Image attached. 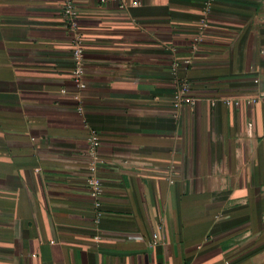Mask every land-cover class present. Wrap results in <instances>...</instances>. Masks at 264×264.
<instances>
[{
  "label": "crops",
  "instance_id": "1",
  "mask_svg": "<svg viewBox=\"0 0 264 264\" xmlns=\"http://www.w3.org/2000/svg\"><path fill=\"white\" fill-rule=\"evenodd\" d=\"M205 2L74 0L80 86L62 0H0V264H264V0Z\"/></svg>",
  "mask_w": 264,
  "mask_h": 264
},
{
  "label": "built area",
  "instance_id": "2",
  "mask_svg": "<svg viewBox=\"0 0 264 264\" xmlns=\"http://www.w3.org/2000/svg\"><path fill=\"white\" fill-rule=\"evenodd\" d=\"M213 2V0H206L205 2V12L209 9L210 4ZM62 10L63 14L67 19V24L69 29L73 32L74 35V50H73V58L75 61V80L78 85L83 86V82L81 81V76L83 73V47H82V36L79 32L78 28V11L76 9V6L74 4V0H62ZM201 27L205 25V19L204 17L201 19ZM185 87L178 90L175 93V99L177 103H180L184 100L190 101L188 98H184ZM248 102L254 101V99H248ZM89 153L91 154L93 160L89 166V169L91 171L90 176L87 178V185L90 190V195L92 198H94V202L96 205L99 204L98 202V196L101 194L102 186L99 178L96 176V169L97 164L96 161H98V156L96 153V147L98 145V136L96 134H92L89 138ZM156 241H154L155 243Z\"/></svg>",
  "mask_w": 264,
  "mask_h": 264
}]
</instances>
